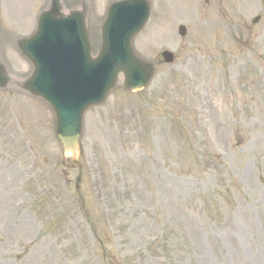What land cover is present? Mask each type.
<instances>
[{"label":"rangeland","instance_id":"374dc122","mask_svg":"<svg viewBox=\"0 0 264 264\" xmlns=\"http://www.w3.org/2000/svg\"><path fill=\"white\" fill-rule=\"evenodd\" d=\"M114 1L88 3L94 56ZM149 2L133 45L156 76L88 112L76 190L52 109L20 88L49 0H0V264H264V0Z\"/></svg>","mask_w":264,"mask_h":264},{"label":"water","instance_id":"95a60500","mask_svg":"<svg viewBox=\"0 0 264 264\" xmlns=\"http://www.w3.org/2000/svg\"><path fill=\"white\" fill-rule=\"evenodd\" d=\"M51 7L38 20L35 34L21 39L17 46L32 63L34 72L21 89L47 102L56 117V135L73 163H78L83 119L89 108L102 104L119 85L131 91L144 89L155 73L154 65L134 52L133 38L143 29L150 15L147 0H123L109 9L101 29L97 57L87 27L88 0L82 10L64 14V0H50ZM258 21V20H256ZM186 35V28L180 27ZM172 63L171 53L163 54ZM11 77L0 61V89H7Z\"/></svg>","mask_w":264,"mask_h":264}]
</instances>
